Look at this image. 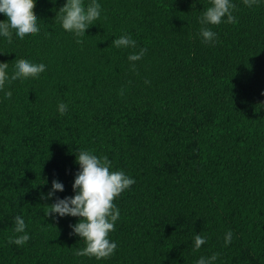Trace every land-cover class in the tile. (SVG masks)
Wrapping results in <instances>:
<instances>
[{
    "label": "trees",
    "instance_id": "16d2710c",
    "mask_svg": "<svg viewBox=\"0 0 264 264\" xmlns=\"http://www.w3.org/2000/svg\"><path fill=\"white\" fill-rule=\"evenodd\" d=\"M64 2L35 0L39 32L0 37L9 75L18 59L46 65L0 90V264H264V0H233L232 22L207 25L214 42L200 35L211 0H99L82 36L62 28ZM122 34L136 45L115 46ZM79 148L135 180L114 198L117 247L99 259L78 254V217L45 215L73 194ZM54 178L63 191L42 199Z\"/></svg>",
    "mask_w": 264,
    "mask_h": 264
},
{
    "label": "clouds",
    "instance_id": "9594fccd",
    "mask_svg": "<svg viewBox=\"0 0 264 264\" xmlns=\"http://www.w3.org/2000/svg\"><path fill=\"white\" fill-rule=\"evenodd\" d=\"M35 0H0V14L4 19H0V37L5 39L15 36L16 39H23L25 36L38 33L39 18L32 12ZM55 3V0H52ZM251 5L254 0H244ZM196 0H193L195 5ZM235 7L233 0H211V4L203 8L199 21L202 25L200 35L204 42H214L216 32L207 25H218L222 22H232V9ZM102 11L99 0H65L63 5L56 12L60 13V22L64 30L74 33L77 36L86 34V29L96 21ZM112 43L117 47H134L135 39L130 34H122L114 37ZM141 48L138 52L130 53L128 59L136 61L144 54ZM134 66V65H133ZM8 65L0 63V90L6 83L18 79L37 77L44 72L46 65L43 62H33L28 59H18L13 65L11 75L7 72ZM11 94L4 92V97ZM60 114L67 111V104L60 102L57 105ZM75 162L79 165L74 175L72 183L73 194L64 197H56L55 200L47 204L49 206L45 215L63 217L70 215L79 219L70 224L71 234H76L85 241V247L78 250V254L94 255L96 258H103L111 255L117 247L116 241L109 238V233L114 230L115 222L120 216V209L114 203V198L118 197L125 189L134 182V178L126 174L123 170H112L111 161L107 156H98L89 149L79 148L75 154ZM46 182V181H45ZM64 184L58 179H53L51 188L47 193L41 192V198H52L57 191H63ZM14 231L20 233L15 237H10L15 244H24L30 238L25 231L27 224L23 216L14 217ZM231 231L225 233V243H230ZM206 237L196 233L192 244L195 248H200L204 244ZM216 259V254L209 257L201 256L195 264H212Z\"/></svg>",
    "mask_w": 264,
    "mask_h": 264
}]
</instances>
